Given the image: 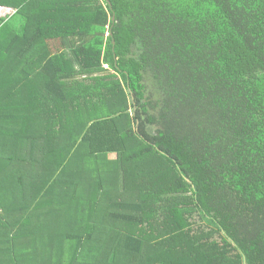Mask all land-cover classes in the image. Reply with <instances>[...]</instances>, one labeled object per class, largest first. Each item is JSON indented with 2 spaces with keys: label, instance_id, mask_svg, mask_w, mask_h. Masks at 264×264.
Here are the masks:
<instances>
[{
  "label": "trees",
  "instance_id": "obj_1",
  "mask_svg": "<svg viewBox=\"0 0 264 264\" xmlns=\"http://www.w3.org/2000/svg\"><path fill=\"white\" fill-rule=\"evenodd\" d=\"M0 6V264H264V0Z\"/></svg>",
  "mask_w": 264,
  "mask_h": 264
},
{
  "label": "rangeland",
  "instance_id": "obj_2",
  "mask_svg": "<svg viewBox=\"0 0 264 264\" xmlns=\"http://www.w3.org/2000/svg\"><path fill=\"white\" fill-rule=\"evenodd\" d=\"M4 7H6V6L0 7V16H7V15H10L14 12V9H12V8L9 9V8H4ZM146 83L148 86L147 95L151 94V96L153 98H155L156 100L161 99L162 93L160 92L156 82L152 78L147 77ZM115 156H116L115 154L110 155L111 158H114ZM190 221L192 222L191 224H193V228L195 230H202L205 228L206 224H205L204 220L199 215H196V217L190 219Z\"/></svg>",
  "mask_w": 264,
  "mask_h": 264
},
{
  "label": "crops",
  "instance_id": "obj_3",
  "mask_svg": "<svg viewBox=\"0 0 264 264\" xmlns=\"http://www.w3.org/2000/svg\"><path fill=\"white\" fill-rule=\"evenodd\" d=\"M1 7V6H0ZM4 8H9V9H11V7H4Z\"/></svg>",
  "mask_w": 264,
  "mask_h": 264
}]
</instances>
